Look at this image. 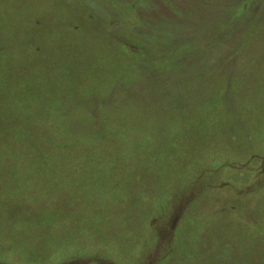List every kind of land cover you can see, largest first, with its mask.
<instances>
[{
    "label": "rangeland",
    "instance_id": "rangeland-1",
    "mask_svg": "<svg viewBox=\"0 0 264 264\" xmlns=\"http://www.w3.org/2000/svg\"><path fill=\"white\" fill-rule=\"evenodd\" d=\"M0 264H264V0H0Z\"/></svg>",
    "mask_w": 264,
    "mask_h": 264
}]
</instances>
